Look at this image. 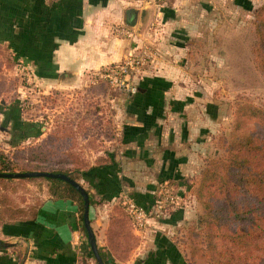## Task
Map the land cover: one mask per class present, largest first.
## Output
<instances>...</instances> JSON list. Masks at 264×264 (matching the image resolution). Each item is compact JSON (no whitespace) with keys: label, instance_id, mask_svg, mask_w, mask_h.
<instances>
[{"label":"crops","instance_id":"obj_1","mask_svg":"<svg viewBox=\"0 0 264 264\" xmlns=\"http://www.w3.org/2000/svg\"><path fill=\"white\" fill-rule=\"evenodd\" d=\"M199 1L203 0H173L166 7L156 0H0V47L14 55L17 65L30 77L43 82L80 86L90 73L123 60L144 45L158 46L160 51L163 46L169 53L155 56L136 73L137 94L125 97L126 105L118 104L114 109L119 147L116 164L104 171L99 182V194L104 198L100 201L103 207L99 206L102 213L123 195L119 194L121 178L130 181L126 182L131 189L127 194L148 206L154 200L156 182L174 180L189 169L187 160L194 155L191 146H198L196 129L203 117L199 113L194 117L183 100L189 94L177 83L181 75L175 60L183 45L155 42L152 34L160 29L172 35L191 33L185 9ZM92 209L90 206L89 218ZM172 215L173 220L160 221L174 225L183 212L178 209ZM106 224H102L101 239ZM161 225L152 216L143 229H134L141 239L138 254L145 255L127 263L143 264L152 254L144 264H184L173 241L160 231ZM91 227L94 229L93 224ZM0 231L7 239L0 240V264H93L72 200L47 196L35 221L7 225ZM96 244L100 249L101 244Z\"/></svg>","mask_w":264,"mask_h":264},{"label":"rangeland","instance_id":"obj_2","mask_svg":"<svg viewBox=\"0 0 264 264\" xmlns=\"http://www.w3.org/2000/svg\"><path fill=\"white\" fill-rule=\"evenodd\" d=\"M156 1L167 7L173 0ZM263 5L264 0L199 1L196 6H192L193 8L185 9L188 17L186 23L193 27L191 33L172 35L165 33L166 30L161 32L160 29L152 34L155 42L162 40L167 46L177 43L183 45L175 60L181 75V80L177 83L185 93L189 94L183 100L192 109L191 113H194V117L197 116L196 113L203 117L199 120V128L196 129L199 134L198 146H191L193 147L191 155H194L187 160L189 169L182 171L181 176L174 180L156 182L154 184L156 188L152 191L154 198L158 186L163 184L182 200L178 209L182 210L183 216L176 224H164L160 220H173L172 214L178 209L164 216L156 217L154 214L152 216L159 219L162 224L160 231L177 245L184 256L189 251L185 241L193 238L200 231L196 224L201 206L195 194L200 170L207 160L222 153L219 149V141L222 138L230 139L240 110L254 109L252 114H257V111L264 112V73L255 53L257 37L253 23L255 11ZM144 48L153 54L154 59L155 56L162 55V52L169 55L165 53L163 46L162 51L158 46L146 45ZM9 55L6 49L0 50L1 147L11 150V147L20 143L24 145L32 143L37 138L42 140L57 125L66 129L71 126L68 124L65 126L66 123L72 122V129L78 131L74 134L76 151H79L77 150L79 148L88 159V163L93 164L99 155L116 153L119 147L117 127L114 139L107 140L103 136L108 117L106 108L110 105L113 109V119L116 122L114 109L118 104H124V98L130 96L126 91L111 87L105 81L99 83L100 80L93 78L96 76L92 73L85 83H80V86H76L74 82H43L34 76L30 77L24 71V67L19 63L17 65ZM254 125L252 120L248 125L249 129L255 127ZM77 126H81L82 130L79 131ZM9 133L14 137L13 142ZM135 168L138 167L135 165ZM118 171L119 174L122 173L120 167ZM121 176L123 175H119V178ZM122 179L124 178H121L119 184V194L123 195L105 208V213H102L99 207L102 206L101 199H104L99 194L100 183L93 182L92 178H89L90 182L80 181L84 188L94 190L90 191L93 198L90 220L94 225L92 229L95 239L101 244L98 250L104 254L102 256L107 264H129L131 260L145 255L142 252L141 255L138 254L137 248L141 246V239L135 234L127 215L117 203L124 195L129 196L127 193L131 192L126 184L130 181ZM133 179L137 181V178ZM15 196L19 202L32 204L40 200L44 201L48 195L45 184L34 181L26 186L16 187ZM111 221L113 224L110 228ZM104 222L107 224L101 239ZM110 231L115 234L112 235ZM107 233L112 237H108ZM211 233L215 235L216 230L213 228ZM5 236L6 234L0 231V240L6 241ZM84 236L87 243L85 233ZM197 242L200 247L204 246L203 232ZM87 247L90 250L88 243ZM106 251L110 257L106 255ZM196 257L195 255L193 259ZM91 259L95 264L94 257Z\"/></svg>","mask_w":264,"mask_h":264},{"label":"trees","instance_id":"obj_3","mask_svg":"<svg viewBox=\"0 0 264 264\" xmlns=\"http://www.w3.org/2000/svg\"><path fill=\"white\" fill-rule=\"evenodd\" d=\"M253 23L257 37L255 53L264 73V5L255 11ZM0 50L3 48L0 47ZM9 56L14 60V55ZM93 78L99 79V83L105 81ZM137 92L138 88L134 94ZM106 109L108 117L103 136L111 140L116 132L114 111L110 105ZM252 111L245 109L238 112L230 139L222 138L219 141L222 153L207 160L200 170L195 190L201 206L196 224L200 231L185 241L189 249L188 256H184L172 242L185 264H264V112L252 114ZM252 120L255 127L249 129L248 125ZM67 124L72 126L73 123H66L65 126ZM71 126L64 129L57 125L44 139L25 145L18 144L11 150L0 146V173H63L78 183L82 179L90 182L89 178H92L93 182L99 184L104 171L116 164L115 154L105 153L99 155L93 164L88 163L84 153L79 148L76 151L74 134L78 131H74ZM77 127L79 131L82 130L81 126ZM34 181L45 184L49 198L72 200L77 205L82 222L83 199L69 183L47 177L0 178V227L35 221L41 214L44 201L27 204L19 202L15 196L16 187L26 186ZM85 190L91 206L92 195L88 189ZM117 203L127 215L133 229L139 230L121 201ZM112 224L113 221L109 224L110 228ZM213 228L216 230L215 235L211 233ZM83 231L85 233L84 228ZM201 232L205 238L203 247L197 242ZM195 255L197 257L193 259ZM151 256L152 254L145 257L142 263L149 262ZM102 258L107 264L105 258Z\"/></svg>","mask_w":264,"mask_h":264},{"label":"built area","instance_id":"obj_4","mask_svg":"<svg viewBox=\"0 0 264 264\" xmlns=\"http://www.w3.org/2000/svg\"><path fill=\"white\" fill-rule=\"evenodd\" d=\"M122 32L129 35L124 30ZM152 59L153 54L147 52L142 46L137 51L128 54L123 60L98 70L94 75L96 78L107 81L111 87L126 91L127 94L132 95L137 91L133 81L136 73L142 71L144 66L150 63ZM181 201L179 195L171 191L166 185L161 184L155 192L152 204L148 207L138 205L128 195L122 197L121 204L126 212L132 216L135 227L143 229L152 214L156 217L164 216L178 209L182 204Z\"/></svg>","mask_w":264,"mask_h":264},{"label":"water","instance_id":"obj_5","mask_svg":"<svg viewBox=\"0 0 264 264\" xmlns=\"http://www.w3.org/2000/svg\"><path fill=\"white\" fill-rule=\"evenodd\" d=\"M30 177H47V178L61 179L69 183L72 187L76 189V191L81 195L83 199L82 223L86 233L87 243L97 264H105L102 255L98 250L95 234L90 224V218H89L90 200H89V195L84 189V187L80 183L76 182L75 180L71 179L70 177L66 176L63 173H50V172H38V171L0 173V178H30Z\"/></svg>","mask_w":264,"mask_h":264}]
</instances>
